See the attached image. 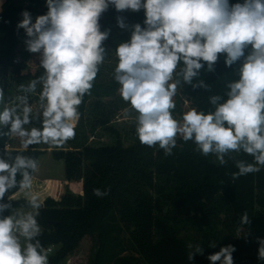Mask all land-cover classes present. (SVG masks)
Instances as JSON below:
<instances>
[{"label":"clouds","instance_id":"obj_1","mask_svg":"<svg viewBox=\"0 0 264 264\" xmlns=\"http://www.w3.org/2000/svg\"><path fill=\"white\" fill-rule=\"evenodd\" d=\"M48 12L32 22L28 11L21 13L28 39L27 50L40 54L44 70L38 79L21 84L9 104L0 87V138L17 136L26 148L33 144L61 145L75 136L79 105L89 94L105 60L102 47L109 32L101 31L99 19L109 5L117 11L145 10V27L133 26L128 42L116 48L118 60L114 79L122 98L137 113L136 134L142 144L156 145L166 155L176 147L177 137L193 141L196 150L213 155L223 166L232 153L253 157L252 163L237 160L233 180L264 167V0H46ZM118 26L125 28L122 18ZM251 52L245 56V49ZM225 53V65L231 67L242 57L239 78L226 84L224 96L209 97L213 110L191 108L181 120L173 116L174 97L183 83L193 88L208 86L193 83L207 64L213 71L218 54ZM183 64V67L180 65ZM179 69V71H177ZM38 95L36 109L29 94ZM33 120L40 127L26 128ZM7 129V131H5ZM226 157L228 159H226ZM38 162L29 156L8 154L0 157V264H48V254L38 237L42 234L37 217L42 202L33 189V173ZM20 177L17 179V177ZM16 189L23 193L29 210L11 208L5 194ZM103 197L106 191L94 189ZM241 225L250 223L244 212ZM258 259L264 260V239L258 241ZM215 247V244H211ZM192 248V245H189ZM234 246L222 247L210 255L211 264H233ZM203 254L195 246L188 253L191 261Z\"/></svg>","mask_w":264,"mask_h":264},{"label":"trees","instance_id":"obj_2","mask_svg":"<svg viewBox=\"0 0 264 264\" xmlns=\"http://www.w3.org/2000/svg\"><path fill=\"white\" fill-rule=\"evenodd\" d=\"M243 2L229 0V4ZM24 11L31 14L35 23L38 16L48 12L46 0H12L0 14V87L4 89L6 103L15 88L19 90L21 84L38 79L44 71L38 65L34 73L28 72L27 61L31 56L25 43L28 37L23 28L17 27ZM118 17L123 19L125 28L118 26ZM145 19L143 8L117 11L109 5L99 19L101 31L109 32L102 43L105 56L117 60V46L130 40L135 24L145 27ZM250 52L249 45L245 56ZM225 57V53L218 54L213 71H208L205 63L194 79L193 83L203 81L207 88H193L187 83L178 87L175 110L181 112L193 107L205 112L213 110L209 97L225 95L226 84L239 78L244 59L228 67ZM99 76L98 71L90 93L79 105L76 124L84 120L88 103L94 99L93 112L100 111L102 116L98 125L116 136L115 143L92 146L83 142L68 150L54 149L51 156L63 162L49 161L50 165L44 166L43 157L38 162V167H46L43 170L53 178L64 175L67 182L82 185V195L66 194L59 201L47 198L42 203L37 217L42 228L38 239L44 250L54 249L48 264H62L85 238L92 244L86 264H211L208 257L228 245L235 248L233 264H264V260L258 259V241L264 239V167L233 180L232 174L238 171L235 162L252 163L253 157L243 152L232 153L233 158L226 157L228 163L221 166L213 155H201L193 141L185 142L179 136L171 155H166L158 145L142 144L138 137L125 147L118 133L108 127L109 119L102 109V100L116 97L120 85L115 79L97 80ZM40 126L39 120H33L25 127ZM20 142L17 136L0 138V157L19 153L37 161L43 154L42 143L25 148ZM7 145L10 150L5 151ZM94 189L106 191L107 195L97 197ZM16 192L13 189L5 194L3 202L10 203L11 208L4 216L11 210L28 209L24 199H10ZM162 198L175 214L188 216L193 212L200 222L211 227L201 236L203 254L195 255L191 261L188 259L195 245L178 236L176 229L167 228ZM244 212L250 219L247 225L240 223ZM216 225L223 227L224 238H216L213 227ZM123 233L128 238L127 246L136 256L127 255L128 248H124L121 238Z\"/></svg>","mask_w":264,"mask_h":264},{"label":"rangeland","instance_id":"obj_3","mask_svg":"<svg viewBox=\"0 0 264 264\" xmlns=\"http://www.w3.org/2000/svg\"><path fill=\"white\" fill-rule=\"evenodd\" d=\"M11 1L12 0H0V14L5 6H7V4H9ZM39 61L40 54L31 52L30 59L27 61L28 72L34 73L37 66L39 65ZM117 63L118 61L115 58L105 56L104 62L99 66L100 76L97 80L109 82L114 79V70L117 66ZM29 82L24 83V85H27ZM40 91L41 86L38 85L37 93L35 95L29 94V102L34 109L38 107V95ZM22 94L23 93L19 92V90L15 88L10 96V100L8 103L10 104L17 95ZM175 101L176 96L174 97V103ZM93 102L94 99H92L88 103L84 120L81 121L78 125L75 124V127L77 125V128L75 129V136L72 139H69L61 145H52L45 143L41 144L40 147L44 149L43 154L45 153L48 155L45 157L48 158L49 161H55L51 156V152L54 149L68 150L69 148L74 147L75 145H79L83 142L92 146L112 145L115 143L116 136L113 135V133L108 132L104 127L98 125L97 121L102 119V116L100 111L93 112ZM102 102L104 103V107L102 108L104 111L103 114L109 119L108 127L112 128L115 132L118 133L120 140L125 147L133 144L135 139L138 137L136 134L137 113L131 109L130 103L122 98L120 89L118 90L116 97L112 99H103ZM2 107L3 105H0V108ZM188 110H190V108L184 109L183 111L181 110V112H179L177 109H174L173 116L177 120H181L182 115ZM18 147H22V145H19ZM45 157H43V159H45ZM67 183L68 184L63 185L55 184L53 186L51 185V187L48 185L45 188L40 187L35 192L39 193L40 199L45 198V200L50 197L59 199L66 194L82 195L81 184L71 182ZM154 196L156 197L155 194ZM160 202L162 203V215L166 218L167 221V228L176 229L178 231V236L186 240H191L195 246H200L202 243L201 236L203 232L208 233L211 227L206 226L202 222H200L193 212H190L188 216L185 214L177 215L172 211V207H170V205H168L166 202V204L163 202V198ZM12 211L10 212V214L12 213ZM213 227L215 229L216 238L219 239L225 237V233L222 229L223 227L219 225ZM121 238L124 241V248H128L127 255L136 256L135 253L130 249V247L127 246L129 245L127 235L123 233ZM91 248V240L89 238H85L80 243L77 250H75L70 256H68L62 264H86ZM50 249L53 248L51 247ZM47 254L49 259L53 252Z\"/></svg>","mask_w":264,"mask_h":264},{"label":"crops","instance_id":"obj_4","mask_svg":"<svg viewBox=\"0 0 264 264\" xmlns=\"http://www.w3.org/2000/svg\"><path fill=\"white\" fill-rule=\"evenodd\" d=\"M45 156H48V155L45 154V153L44 154H41L38 157L37 162H39V159H41V157H45ZM56 162H63V161H56ZM42 164L44 166H45V164H47L49 166L50 165L49 159L45 157V159H44V161H43ZM45 168L46 167H44L43 169H45ZM43 169L41 167H38L37 171L33 173V189H32V191L35 192L38 188H40V187L45 188L48 185L51 187V185L53 186L55 184H59V185L68 184L67 181L65 180V176L64 175H63L62 178H53L50 175V172H48L47 170L44 171ZM50 198L53 199L54 201H59L60 200V198L59 199H55L53 197H50ZM10 199L11 200H19V199H24L25 200L23 193L20 192V191L16 192L14 195H12L10 197ZM40 200L43 203L45 201V198L44 199H40ZM22 210H29V209H22Z\"/></svg>","mask_w":264,"mask_h":264},{"label":"built area","instance_id":"obj_5","mask_svg":"<svg viewBox=\"0 0 264 264\" xmlns=\"http://www.w3.org/2000/svg\"><path fill=\"white\" fill-rule=\"evenodd\" d=\"M8 150H10V147L7 145V146H5V151H8ZM45 251L47 252V253H52L53 251H54V249H45Z\"/></svg>","mask_w":264,"mask_h":264}]
</instances>
